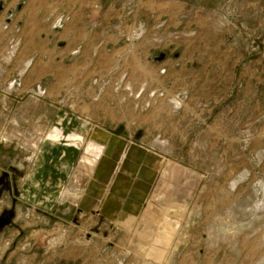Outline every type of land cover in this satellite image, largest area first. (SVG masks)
<instances>
[{
    "label": "rangeland",
    "instance_id": "rangeland-1",
    "mask_svg": "<svg viewBox=\"0 0 264 264\" xmlns=\"http://www.w3.org/2000/svg\"><path fill=\"white\" fill-rule=\"evenodd\" d=\"M10 170L0 264H264V0H0Z\"/></svg>",
    "mask_w": 264,
    "mask_h": 264
},
{
    "label": "flooded vegetation",
    "instance_id": "flooded-vegetation-1",
    "mask_svg": "<svg viewBox=\"0 0 264 264\" xmlns=\"http://www.w3.org/2000/svg\"><path fill=\"white\" fill-rule=\"evenodd\" d=\"M18 176V172L16 170H10V171H3L0 174V199L2 198L4 193L10 194V205L8 207H5L2 209L0 216L2 214H5L4 216L7 218L9 216L10 212H13L14 215L11 219L10 224L6 225L1 231L3 232L7 227L15 228L16 227V222H15V217H16V204L21 196V191L17 185L16 177ZM18 190V195L15 194V188ZM8 212V213H7ZM22 234V232L20 233Z\"/></svg>",
    "mask_w": 264,
    "mask_h": 264
},
{
    "label": "water",
    "instance_id": "water-1",
    "mask_svg": "<svg viewBox=\"0 0 264 264\" xmlns=\"http://www.w3.org/2000/svg\"><path fill=\"white\" fill-rule=\"evenodd\" d=\"M164 58H165V53H161L160 56L156 57L155 59H156L157 61H161V60H163ZM14 188H15V194L18 195L19 193H18L17 188H16V187H14ZM7 213H8V212H7ZM4 215H5V214H2V215L0 216V231H1L6 225L10 224L11 219H12L14 213H13V212H10V213H9V216H8L7 218H6Z\"/></svg>",
    "mask_w": 264,
    "mask_h": 264
}]
</instances>
